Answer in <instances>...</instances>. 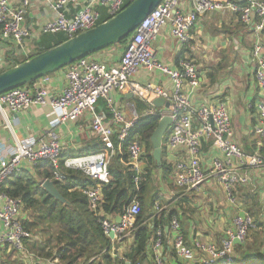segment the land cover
<instances>
[{
    "label": "built area",
    "instance_id": "obj_1",
    "mask_svg": "<svg viewBox=\"0 0 264 264\" xmlns=\"http://www.w3.org/2000/svg\"><path fill=\"white\" fill-rule=\"evenodd\" d=\"M16 1L0 0V33L4 38H11L21 45L30 36L26 16L32 0ZM71 1L74 0H46L56 12V18L42 27L43 33L63 32L72 38L100 24L98 6L107 8L109 16H114L134 0H86L78 13L69 16L66 9ZM183 5L184 0H162L129 37L118 63L108 65L92 54L67 66V85L58 95L53 94L47 77L0 94V113L3 116H8V112L26 110L33 104L50 106L56 114L55 124L77 120L90 112L91 130L103 144L98 152L63 158V144L54 133L50 132L48 138L16 140L11 156L0 163V223L3 228L0 240L4 245L31 256L25 241L33 238L34 233L24 225L22 200L3 191V187L13 179L23 162H47L58 181L64 179L65 170L80 171L97 181L96 186L83 190L89 209L96 214L104 199L102 185L110 181V164L117 152L125 150L128 154V165L135 174V183L143 180L147 166L144 159L146 147L139 135L131 134L139 114L133 109L128 118L122 107L115 103L114 93L128 92L139 97L148 105L145 114L157 115L159 121L164 116L171 117L172 125L165 139V150L185 151V157L179 159L174 167L176 185L183 190L198 188L208 177L200 156L204 142H210L218 151L219 155L214 157L210 168L224 186L230 201H235L233 193L238 186L250 182V174L237 170L234 160L250 167L264 165V158L258 152L247 154L234 140L230 106L225 101L195 103L194 95L201 86L198 66L186 58H182L176 67L165 64L156 58L153 48L165 26L170 25L172 37L180 46H184L192 40L191 32L202 16L227 9L251 30L253 38L257 40L250 59L254 64L255 80L264 89V0H191V8L188 10ZM141 68L167 75L172 80V88L165 89L154 81L141 83L134 80ZM5 69V65L0 62V72ZM157 97L170 102V107L164 110L156 107L153 100ZM100 99L107 102L112 115L111 122L97 111ZM258 105L260 114L253 130L260 138H264V101ZM165 209L156 204L158 212ZM140 213L141 203L134 200L121 215V223L107 217L101 220L102 228L109 237L111 232L114 233L113 241L130 237ZM255 225L253 217L244 213L236 218L234 227L227 230L221 244L196 241L192 246L186 242L179 221L173 218L170 228L175 231L174 251L180 259L189 261L199 250L203 253L199 264L231 262L235 257L234 239L238 238L243 243ZM164 233V229L159 228L155 237L156 264H163L160 250ZM127 263L130 264L129 261Z\"/></svg>",
    "mask_w": 264,
    "mask_h": 264
},
{
    "label": "crops",
    "instance_id": "obj_2",
    "mask_svg": "<svg viewBox=\"0 0 264 264\" xmlns=\"http://www.w3.org/2000/svg\"><path fill=\"white\" fill-rule=\"evenodd\" d=\"M19 1L17 0L15 3ZM85 1H71L66 9L68 15L72 16L78 13L83 8ZM183 7L186 10L190 9L191 0H184ZM98 10L100 14L102 12L109 16L107 8L98 6ZM55 18L56 12L46 0H32L27 8L26 16V26L30 30V36L24 43L18 45L16 41L4 38L0 33L1 64H4L7 69L34 54L37 43L44 35L42 27ZM191 33L192 40L188 44L180 46L171 35L170 25L162 28L153 45L156 58L175 67L178 66L177 59L180 56V58L194 62L198 66L201 77V86L194 95L195 103L225 101L230 106L234 140L245 153L258 152L264 158V138H260L253 130L260 114L258 104L260 101H264V89L260 88L255 80L254 64L250 59L251 51L257 42L256 38H253L251 30L227 9L202 16ZM124 49V45L116 44L94 53V56L108 65L116 64L121 60ZM67 72L66 67L45 76L49 80L54 95H58L67 85ZM134 80L141 83L154 81L165 89L172 88V80L167 75L160 71L149 72L146 68H141L134 76ZM130 94L128 92L113 94L115 103L122 107L128 118L131 117V113L135 109L131 99L139 98L135 95L130 96ZM105 102V99H100L97 111L104 114L107 121L111 122L112 115L107 102L106 106L109 110L103 109L102 104ZM162 108L166 109L164 106ZM55 120L56 114L50 106L35 104L26 110L8 112V116H3L0 113V163L1 160L11 156L16 140L48 138L50 132L56 134L62 142L63 158L89 154L99 146L101 140L91 130L92 116L90 112L77 120H68L58 124H55ZM218 155V151L210 142L203 143L200 153L201 164L207 171L208 177L198 188L187 191L176 185L174 174L175 164L179 159L185 157V151L178 149L174 152H164L161 162H157L158 167L153 169L152 177L144 193V200L149 206L147 223L153 227L157 211L156 204H159L167 210L170 209L177 213L176 219L179 221L181 232L189 245L194 246L196 241L205 244H221L226 237L227 230L234 227L236 218L242 213H247L256 221V227L252 234L260 241H253L248 237L247 243L238 244L242 248H237L235 255L242 260L246 256L255 255L256 249L260 245L264 252V165L250 167L234 160L237 170L250 174V182L238 186L233 193L235 201H230L224 186L211 172L212 160ZM162 162L172 166L173 172L171 170L170 175L165 174V169L161 167ZM48 167L51 166L47 162L38 164L23 162L14 177L30 175L41 182L42 187L46 180L42 178L45 171L49 170ZM88 188L92 187L86 189ZM29 211L27 209L22 211L24 221L32 220ZM108 218L116 220V216H108ZM164 224H166L165 233L162 237L160 250L163 264H199L203 258V253L199 250L189 261L180 259L176 255L173 247L175 231L170 228L171 222ZM2 231L0 223V238ZM34 231H36V236L33 232L35 238L39 230L35 228ZM155 237H157V231L152 233L143 264H156ZM132 242L133 237H127L117 247L118 254L121 255L126 250L129 251ZM250 242L254 243L251 247L255 246V248L248 250L246 248ZM8 249L9 246L4 245L0 240L1 260L8 257ZM16 252L19 262L21 261L20 264H53L51 260L42 257L35 259L30 249L31 256ZM32 258L35 259L34 263Z\"/></svg>",
    "mask_w": 264,
    "mask_h": 264
},
{
    "label": "trees",
    "instance_id": "obj_3",
    "mask_svg": "<svg viewBox=\"0 0 264 264\" xmlns=\"http://www.w3.org/2000/svg\"><path fill=\"white\" fill-rule=\"evenodd\" d=\"M128 5L127 3L125 7ZM111 17L101 12L100 23L107 21ZM68 39L69 37L63 32L44 33L40 42L37 43L36 52L30 55L29 58ZM128 39L124 38L118 44L125 46ZM180 57L177 59L178 64L182 59ZM131 101L139 114L131 134L139 135L141 141L145 144L146 174L140 183H135V174L128 165V154L125 150L117 152L110 164V181L102 185L104 199L98 214L89 209L87 196L83 192L87 187L96 186L97 181L86 177L80 171L65 170L63 172L64 179L58 181L52 167H48L49 170L45 171L42 178L52 179L60 192L71 203L70 206H66L49 196L41 187V182H38L30 175L14 177L11 182L3 187V191L6 194L20 198L24 204V209L30 210L32 213V220H25L24 225L32 233L35 232V236L36 231L34 229L37 228L39 230L38 234L41 236L37 234V237L26 240L25 245L28 251L30 249L33 252L35 259L42 257L46 260H51L53 264H94L93 260L96 258L100 259L97 264H127V261L130 264H143L152 233L159 228H163L165 231L166 224L164 223L167 222L168 224L173 218L177 217L175 211L166 209L161 212L156 211L153 227L147 223L149 206L144 200V193L152 177L153 169L158 167L157 161L153 156L152 136L158 126L159 117L145 114L146 110H148V105L140 98H132ZM102 105L105 111L109 110L106 102ZM114 142L117 144L115 138ZM101 144L100 141L99 146L89 153L100 151L103 146ZM163 149L165 152V140ZM161 167L165 169L166 175H170L171 170L173 172L172 166L163 162ZM134 200H138L141 203V213L137 216L134 227L132 247L129 251L126 250L120 255L117 252V247L126 238L113 241L105 234L101 220L108 216L123 215L125 209ZM254 228L249 231L248 237ZM247 239L243 244L247 243ZM29 241L30 243L28 244ZM261 246L257 247L255 255L246 256L242 260L235 255V257H238L236 258L238 261L233 264H264V252ZM253 247L255 248V246ZM114 248L116 250L113 251ZM237 248H242V246L236 244L234 247L235 253H237ZM249 248L251 246L246 249L249 250ZM1 264L8 263L3 262Z\"/></svg>",
    "mask_w": 264,
    "mask_h": 264
},
{
    "label": "water",
    "instance_id": "obj_4",
    "mask_svg": "<svg viewBox=\"0 0 264 264\" xmlns=\"http://www.w3.org/2000/svg\"><path fill=\"white\" fill-rule=\"evenodd\" d=\"M161 2L162 0H134L121 12L96 27L3 70L0 72V94L31 84L57 70L66 68L83 57L114 46L124 38H129ZM153 104L156 107H170V102L161 97L155 98ZM171 125V117L164 116L153 133V156L158 163L162 160L164 140ZM42 187L56 201L66 206L71 205L52 179H46ZM243 215L244 213L241 214ZM115 221L118 224L121 223V215H117ZM110 238H114L113 232L110 233ZM240 243L242 242L238 238L234 239L235 245ZM235 261L238 260L233 257L231 262L219 261L216 264H233Z\"/></svg>",
    "mask_w": 264,
    "mask_h": 264
},
{
    "label": "rangeland",
    "instance_id": "obj_5",
    "mask_svg": "<svg viewBox=\"0 0 264 264\" xmlns=\"http://www.w3.org/2000/svg\"><path fill=\"white\" fill-rule=\"evenodd\" d=\"M32 50V49H31ZM167 151L165 150V153H166ZM24 210V209H23ZM22 210V211H23ZM29 212H31V211H29ZM32 214V213H31ZM249 238H252V240L253 241H260V239H257L255 236H254V234H252V232H250V235H249ZM248 238V239H249ZM254 243H248V246H252ZM249 249H253V247H251V248H249ZM123 254V253H122ZM7 256L8 257H5L4 258V260H1L0 261V264L1 263H3V262H7L8 264H20V262H19V257L17 256V252L15 251V250H13V249H8L7 250ZM32 260H33V263H34V260L35 259H33L32 258ZM99 258H96V259H94L93 261H94V264H97L98 262H99Z\"/></svg>",
    "mask_w": 264,
    "mask_h": 264
}]
</instances>
